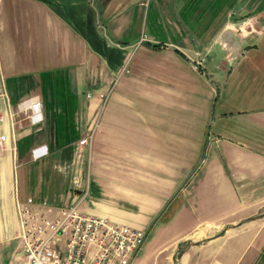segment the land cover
<instances>
[{
  "label": "crops",
  "instance_id": "1",
  "mask_svg": "<svg viewBox=\"0 0 264 264\" xmlns=\"http://www.w3.org/2000/svg\"><path fill=\"white\" fill-rule=\"evenodd\" d=\"M10 1L0 18V115L39 95L43 121L0 124V264L22 252L19 201L57 210L86 194V213L148 231L132 264L155 253L150 264L264 258V19L255 13L264 0L240 8L252 15L239 28L218 19L239 0H157L150 30L144 0ZM206 37L234 46L207 50L205 63H233L235 86L250 77L252 107L228 111L222 82L194 68L197 53L183 48ZM98 117L87 150L79 141ZM42 147L48 155L36 160Z\"/></svg>",
  "mask_w": 264,
  "mask_h": 264
},
{
  "label": "built area",
  "instance_id": "2",
  "mask_svg": "<svg viewBox=\"0 0 264 264\" xmlns=\"http://www.w3.org/2000/svg\"><path fill=\"white\" fill-rule=\"evenodd\" d=\"M147 40V36L143 35L139 43ZM193 65L206 74L203 54H196ZM110 93L103 94L102 98L107 100ZM0 94L5 95L2 79ZM20 115L28 118L33 126L41 124L43 103L40 96L21 102L7 116L0 115V124L8 121L14 129ZM99 124L98 117L93 128L79 141L81 147L91 149ZM7 140L5 134H0V150ZM43 148L34 150L36 160L48 155L47 150L40 152ZM86 196L57 210L46 202L37 203L32 198L19 201L17 209L22 252L17 257L13 256L8 264H132L146 243L148 231L86 213L82 208Z\"/></svg>",
  "mask_w": 264,
  "mask_h": 264
},
{
  "label": "rangeland",
  "instance_id": "3",
  "mask_svg": "<svg viewBox=\"0 0 264 264\" xmlns=\"http://www.w3.org/2000/svg\"><path fill=\"white\" fill-rule=\"evenodd\" d=\"M146 5V10H147V14L149 13V23L147 24L146 30H150L151 29V19L152 17H154L155 15H157V10L159 9L157 7V0H144ZM252 4L251 0H239V7L237 10H234L235 8H231L228 7V10L222 11L221 12V16L220 20L223 21V19L227 16V21L229 23H236L237 27L239 28V24H242L243 21L249 23V20L251 19V15L252 12H247L244 15H241V11L240 8H247L248 6L250 7V5ZM11 7V1L10 0H2L0 1V18L4 17L6 12H8V10ZM248 7V8H249ZM262 11V10H260ZM260 11H256V15H260L262 19H264V12H260ZM212 14V13H211ZM199 16V15H198ZM197 13H195L194 19H189V25H194L193 22L196 21L198 19ZM211 20H214V16L212 14ZM220 20L216 21V26L212 27V32L214 31V29H216L217 25H219ZM195 27V26H194ZM247 27H249V31H251V25L247 24ZM245 27V28H247ZM198 28V26H197ZM235 36H237L239 38V30L234 29ZM229 34V33H228ZM144 35V34H143ZM214 35V34H212ZM142 38V37H141ZM204 42H190L188 44H186L187 47L183 48V50L187 53V54H196V53H201V54H208L210 51L207 50H211L210 54H228L230 53V51H232L233 49V45H226V47L223 49L221 48L220 44L218 42H213V37H206L204 38ZM141 41V40H140ZM230 38H229V43H230ZM143 43V41L141 43L135 44L136 46H139ZM182 45V44H181ZM135 48H129L127 51L128 52H132L134 51ZM251 51L249 54H257V52H255L254 50H249ZM231 54H237L235 51L232 52ZM263 54V53H262ZM196 57V56H195ZM131 61V60H130ZM219 62V60H218ZM224 65L229 69V71H222L220 69H213L212 68V64H207L205 63V67L207 68L208 72H212L213 76L210 74L208 76H206V78L209 80H215V81H219L222 82V89L226 90V98L228 101V107L227 110L230 111H235L237 113V111L239 110H243V109H248L252 106H249L250 104L248 103L249 100L251 99V96L256 95L255 92V88L252 85V80L250 77L248 76H244L240 79L239 81V85L235 86L236 83V77L232 78H228V74L230 73V70H232V66L233 63H231L229 60H225L224 61ZM245 70H248L246 65H245ZM250 72V70H248ZM246 72V71H245ZM248 73V72H247ZM236 76V75H235ZM86 91V90H85ZM239 114V113H238ZM28 195H22L23 198H26ZM162 254V253H161ZM157 256V253L154 254V257L150 260L154 263H157L158 260L160 259V257H162V255ZM172 256L174 253H171ZM253 255V254H252ZM141 258H143V255L141 256ZM173 259H176V256L173 257ZM250 261L249 264H264V258L261 257H254L253 260H251V258L249 257ZM150 261H148L146 264H150ZM248 263V262H247Z\"/></svg>",
  "mask_w": 264,
  "mask_h": 264
},
{
  "label": "trees",
  "instance_id": "4",
  "mask_svg": "<svg viewBox=\"0 0 264 264\" xmlns=\"http://www.w3.org/2000/svg\"><path fill=\"white\" fill-rule=\"evenodd\" d=\"M235 0H228L229 6H231L233 4ZM202 13V12H201ZM199 15V14H198ZM154 46H158V45H154Z\"/></svg>",
  "mask_w": 264,
  "mask_h": 264
},
{
  "label": "water",
  "instance_id": "5",
  "mask_svg": "<svg viewBox=\"0 0 264 264\" xmlns=\"http://www.w3.org/2000/svg\"><path fill=\"white\" fill-rule=\"evenodd\" d=\"M247 13V11L246 10H244L242 13H241V15H244V14H246Z\"/></svg>",
  "mask_w": 264,
  "mask_h": 264
}]
</instances>
